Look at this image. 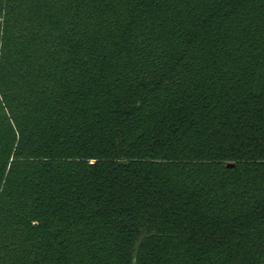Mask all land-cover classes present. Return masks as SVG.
Instances as JSON below:
<instances>
[{"label": "trees", "instance_id": "trees-1", "mask_svg": "<svg viewBox=\"0 0 264 264\" xmlns=\"http://www.w3.org/2000/svg\"><path fill=\"white\" fill-rule=\"evenodd\" d=\"M0 264H264V0H0Z\"/></svg>", "mask_w": 264, "mask_h": 264}, {"label": "water", "instance_id": "water-1", "mask_svg": "<svg viewBox=\"0 0 264 264\" xmlns=\"http://www.w3.org/2000/svg\"><path fill=\"white\" fill-rule=\"evenodd\" d=\"M234 165H235V164H229L228 166H229V167H233Z\"/></svg>", "mask_w": 264, "mask_h": 264}]
</instances>
